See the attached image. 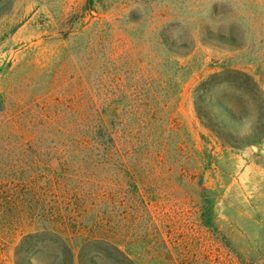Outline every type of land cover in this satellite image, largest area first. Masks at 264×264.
Wrapping results in <instances>:
<instances>
[{"label": "rangeland", "instance_id": "1", "mask_svg": "<svg viewBox=\"0 0 264 264\" xmlns=\"http://www.w3.org/2000/svg\"><path fill=\"white\" fill-rule=\"evenodd\" d=\"M203 81L199 108L233 137L198 118ZM77 92H134L103 116L110 151L71 153L54 134L82 112ZM1 101L0 264L46 202L78 230L75 256L88 236L133 264H264V0H0ZM42 163L58 176L52 203ZM83 252L127 264L104 246Z\"/></svg>", "mask_w": 264, "mask_h": 264}, {"label": "trees", "instance_id": "2", "mask_svg": "<svg viewBox=\"0 0 264 264\" xmlns=\"http://www.w3.org/2000/svg\"><path fill=\"white\" fill-rule=\"evenodd\" d=\"M207 82L203 81L200 87H198V90L201 92L195 94V110L197 116L200 120L204 121V126L220 140L226 135L233 137L234 132L228 130L223 122L210 124L215 118L214 113L210 112L211 110L208 109L206 112H202V107L199 108V104L206 105L205 93L207 92H203L201 85L206 86ZM78 93L79 96L76 97ZM77 94L74 95V98L81 100L82 112L79 111V108L74 109V122L70 125V130L64 129L63 132V127L58 126V128H54V134L62 136V139L65 140L67 150L72 148L71 153H83L86 155L99 154L102 145L105 144L108 145V151H110L116 146V143L114 141L113 130L105 127L103 116L105 114L114 116L119 101L117 97L120 96L121 100L125 102V100H129L130 95H134V92H77ZM222 108L225 114L229 117L232 116L228 109ZM3 110L4 102L1 101L0 112ZM43 117L45 126L42 125V127L49 128L46 116ZM78 119L83 121L82 126H79L80 124L76 122ZM233 120L242 123L237 118H233ZM132 131L133 129L130 128L128 131L129 136L132 134ZM44 133L46 134L47 131L41 132L40 135H44ZM225 144L231 145L229 143ZM125 152L127 154L131 153V148H125ZM40 166L42 167L40 178L43 182H41L42 185L40 187V198L43 201L51 203L55 199H62L59 192H54L50 189L53 185L59 187L58 176L49 178L43 176L44 164L42 163ZM43 186L47 189L43 188ZM56 206L58 205L55 203L51 208V205H48L46 202V204H42L34 212L31 209H29V212H26L29 215V225L33 226V230L21 236L20 242L15 247L14 264H35L33 262L35 261V256L43 253L50 254V264H83V258L84 264H96L97 260L95 256L83 254V251L92 246H104L114 251L121 258L122 262L133 264L132 260L117 245L103 238L88 236L81 238L82 241L77 256H75L72 237L79 236L80 234L75 229L70 231L68 221L63 212H61L62 209L60 210ZM51 243L53 248L55 247L54 249L51 248Z\"/></svg>", "mask_w": 264, "mask_h": 264}]
</instances>
